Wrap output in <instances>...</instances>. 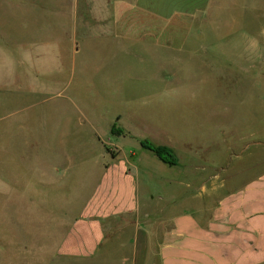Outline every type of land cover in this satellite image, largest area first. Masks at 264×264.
<instances>
[{
    "label": "rangeland",
    "instance_id": "obj_1",
    "mask_svg": "<svg viewBox=\"0 0 264 264\" xmlns=\"http://www.w3.org/2000/svg\"><path fill=\"white\" fill-rule=\"evenodd\" d=\"M128 1L0 0V264H120L58 253L111 165L174 212L264 173V0Z\"/></svg>",
    "mask_w": 264,
    "mask_h": 264
},
{
    "label": "crops",
    "instance_id": "obj_2",
    "mask_svg": "<svg viewBox=\"0 0 264 264\" xmlns=\"http://www.w3.org/2000/svg\"><path fill=\"white\" fill-rule=\"evenodd\" d=\"M204 191L202 207L174 212L179 200L155 205L140 196L136 177L111 165L91 201L73 205L75 214L67 218L60 214L71 226L59 257L68 263L103 257L120 264H264V173L240 187L222 180ZM124 229L131 233L128 243L106 242Z\"/></svg>",
    "mask_w": 264,
    "mask_h": 264
},
{
    "label": "trees",
    "instance_id": "obj_3",
    "mask_svg": "<svg viewBox=\"0 0 264 264\" xmlns=\"http://www.w3.org/2000/svg\"><path fill=\"white\" fill-rule=\"evenodd\" d=\"M121 132L122 129L116 127L115 124L110 129V133L112 135H118L121 134ZM139 146L142 149L153 153L159 161L167 166H176L179 163L178 157L176 156L174 151L167 146L155 145L147 139H140Z\"/></svg>",
    "mask_w": 264,
    "mask_h": 264
}]
</instances>
